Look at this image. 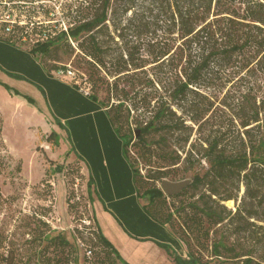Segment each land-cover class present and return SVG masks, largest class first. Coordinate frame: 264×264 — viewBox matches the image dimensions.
I'll use <instances>...</instances> for the list:
<instances>
[{"label": "trees", "instance_id": "obj_1", "mask_svg": "<svg viewBox=\"0 0 264 264\" xmlns=\"http://www.w3.org/2000/svg\"><path fill=\"white\" fill-rule=\"evenodd\" d=\"M62 14L66 29L55 20L54 27L37 29L25 41L4 40L29 44L23 48L40 57L48 74L79 89L85 84L84 92L105 108L122 139L136 192L147 197L144 209L186 246L183 256L163 245L176 263L208 264L204 257L213 256L215 264H264V118L258 117L264 95L259 103L256 97L237 99L234 108L214 99L233 73L245 69L263 76L255 81L264 85V0H82L69 1ZM63 47L85 68L70 80L66 64L50 58ZM149 63L154 72L144 68ZM254 122L256 131L248 133ZM133 139L143 156L157 162L148 177L129 156ZM191 170L181 191L163 192L162 179L178 181L179 172ZM86 184L91 200L90 178ZM174 198L178 205L169 201ZM230 199L234 210L225 204ZM95 236L94 243L106 248L102 264H130L99 228ZM48 239L55 249L52 264L76 262L66 238ZM94 256L87 264H99V253ZM2 263L14 262L6 255Z\"/></svg>", "mask_w": 264, "mask_h": 264}, {"label": "rangeland", "instance_id": "obj_2", "mask_svg": "<svg viewBox=\"0 0 264 264\" xmlns=\"http://www.w3.org/2000/svg\"><path fill=\"white\" fill-rule=\"evenodd\" d=\"M57 1L61 2V6L58 12L56 9L55 17L67 21L62 13L66 11L69 1L78 5L79 1L82 0ZM22 44V46H30L24 42ZM142 49H140L139 54L143 52ZM50 55L51 59L56 58L57 63L66 64L67 69L71 70V74L67 73L66 75L68 80L74 73L80 74L85 69L81 58L74 59L73 56H68L65 47L52 51ZM32 57L45 70L40 57L34 55ZM152 65L153 63H149L144 68L148 69L149 73L154 72ZM16 75L18 73H9L8 75L14 79L12 84L4 83L1 80L0 84L4 87L5 84L9 86L11 93L24 99L26 107H32L35 111H25L22 108L14 110L13 107L5 105L0 99V264H3V258L6 255H11L13 264H52L56 258L50 257H52L55 249L53 244L49 243L48 238L56 234H61L74 246L76 262H72L73 264H87L86 261H93L95 252L99 253L101 259L106 253V248L94 243L98 228L95 218L102 229L105 227L107 235L103 234L121 257L118 244H126V248L122 249V252L126 255L127 260L122 258L130 264H177L174 254L168 250L167 246H163L164 244L168 245L174 253L186 256V246L167 225L159 224L162 226L160 227L161 230H152L150 226L145 227V223L137 222L129 226V233V230L122 226L118 216L106 209L103 204H96L97 211L93 208L95 210L94 218L92 204L90 205L91 201L87 193L86 183L89 180L87 163L83 156L77 157L78 151L70 149L73 142L68 135L69 129L65 125L61 127L57 122L48 102L45 100L38 101L30 92L24 93L26 91L20 88L18 83L20 81L31 82L21 74H19L21 76ZM257 77L260 79L263 76L257 72H249L247 69L238 74L233 73L227 84L214 96L215 102L226 103L234 108L237 99L256 97V101L259 103L264 95V85L261 84L260 80L255 81ZM80 89L86 91V85L81 84ZM98 95L100 98H104L106 92L100 89ZM225 110L228 109L225 108ZM216 111L217 114L221 112L219 109ZM258 117L264 118V114L260 112ZM255 123L247 126L249 127L248 133L256 131V129L251 128L254 127L252 125ZM87 127L82 123V132ZM50 133L51 136H49ZM118 139L122 142L121 138L118 137ZM133 141L134 139L128 144L129 156L142 177H148L153 173L157 162H153L154 158L150 162L147 156H143L141 153L143 149ZM107 150L110 156L114 155L116 145L114 143L109 144ZM89 151L94 150L89 148ZM120 151L125 160H123L125 166L118 157L119 164L117 165V179L115 180L122 192L119 212L139 216V210H141L146 214L142 203L144 199L137 200L135 194L132 196L129 190L128 173L132 171L125 154L122 152L121 143ZM192 176V170L184 174L179 172L175 179L188 178L191 180ZM155 184L159 185V181H156ZM93 188L92 186L90 190L91 199H98V194ZM169 201L178 205L177 198ZM225 204L229 208L235 209L236 203L233 199L225 201ZM104 210L110 212L111 221L113 223L118 222L122 226V230L116 231V228L108 227ZM142 230L157 235L166 231L170 238L161 240L155 237L156 241L151 245L149 238L152 235H148L149 237L136 235ZM120 231L121 233H119ZM113 237L115 240L111 239ZM121 244L120 247H122ZM208 252L205 251V253ZM84 256L87 257L86 260ZM212 257L205 256L204 259L209 261L208 264H215L217 259ZM44 260L51 261L45 263ZM101 262L103 259L98 263L102 264Z\"/></svg>", "mask_w": 264, "mask_h": 264}, {"label": "crops", "instance_id": "obj_3", "mask_svg": "<svg viewBox=\"0 0 264 264\" xmlns=\"http://www.w3.org/2000/svg\"><path fill=\"white\" fill-rule=\"evenodd\" d=\"M9 73H18L24 76L25 79L28 78L31 83L20 81L18 85L21 87H19L26 91L24 93H32L38 101L45 100L48 102L52 107L51 109L56 116V120L69 129L68 135H70L73 142V145L71 146L72 149L78 151L80 154L78 155L81 157L83 156L87 163L86 167L89 171L91 182L88 190H91L93 186L95 193L98 194V199L93 198L90 200L94 218L96 204H103L106 209L114 212L118 216L122 226L129 230V233V226L134 225L137 222L141 224L145 223V227L150 226L152 230H161L160 227L162 226L159 225L160 223L141 210H139V216H134L129 213L127 214L126 212H119V204L121 201L120 195L122 192L117 186L115 179H117L116 172L117 165L119 164L117 160L120 159L125 166V160L120 153V143L122 144L123 153L124 148L123 142H120L118 139L119 136H117L118 134L114 130L105 108L97 100L90 98L86 92L71 85L68 81L62 79V77L54 73L48 74L40 64L34 60L31 53L23 48V46H16L4 39H0V80L4 83L12 84L14 79L8 76ZM0 99L5 105L13 107L14 110L22 108L25 111H35L32 107H26V101L24 99L11 93L2 84H0ZM82 123L88 126L84 132H82ZM111 143L116 145V152L114 155L110 156L107 152V146ZM89 148L94 151L90 152ZM130 168L132 172L128 173L129 190L131 191L132 196L135 194L137 200L144 199L142 201L144 208V205L148 201L147 197L138 196L133 180V170L131 165ZM93 208H95V210ZM103 212L105 213L104 215L108 222V227L111 226L116 228V231L122 230V226L118 222L116 223L115 221V223H113L111 221L110 212H107V210H104ZM95 220L98 228L102 233L107 235L105 233V227L102 229V226L99 225L96 218ZM105 226L107 227V224ZM119 233H121V231ZM136 235L146 237L152 235V237L149 238L151 245L156 241L155 237H158V239L161 240L170 238L166 231L157 235L142 230ZM111 239L115 240V237ZM118 239L121 240L120 238ZM122 241L125 242L128 240ZM115 243L117 242L115 241ZM120 244H118V248L122 257L125 258L126 255L122 252V249L126 248V244H121L122 247L119 246Z\"/></svg>", "mask_w": 264, "mask_h": 264}, {"label": "built area", "instance_id": "obj_4", "mask_svg": "<svg viewBox=\"0 0 264 264\" xmlns=\"http://www.w3.org/2000/svg\"><path fill=\"white\" fill-rule=\"evenodd\" d=\"M60 6L57 0H0V39L10 36L25 41L28 34L36 35L37 29L45 32L54 27L55 20L66 29L65 21L55 17Z\"/></svg>", "mask_w": 264, "mask_h": 264}, {"label": "water", "instance_id": "obj_5", "mask_svg": "<svg viewBox=\"0 0 264 264\" xmlns=\"http://www.w3.org/2000/svg\"><path fill=\"white\" fill-rule=\"evenodd\" d=\"M188 183L189 179L172 181L164 178L160 182V187L166 195H174L181 191Z\"/></svg>", "mask_w": 264, "mask_h": 264}]
</instances>
